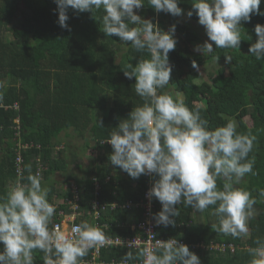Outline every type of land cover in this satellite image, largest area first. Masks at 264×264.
<instances>
[{"label":"trees","instance_id":"trees-1","mask_svg":"<svg viewBox=\"0 0 264 264\" xmlns=\"http://www.w3.org/2000/svg\"><path fill=\"white\" fill-rule=\"evenodd\" d=\"M191 2L180 0L178 4L185 17L191 10ZM144 4L134 10L143 19L157 23L164 31L173 24L176 26L177 44L168 54L171 78L159 91L175 101L182 100L192 111L199 110L209 130L235 121L237 132L255 137L249 153V158L255 159V175L248 173L234 184L250 192L256 200L254 208L259 214L249 219L248 236L232 237L217 231L213 227L219 223L214 214L217 205H210L203 212L178 205L176 224L163 225L157 237L182 240L201 264H249L251 256L247 249L257 247V239L264 240V195H261L264 190V61L249 55L248 49L257 39L254 26L264 25V16L251 15L250 22H241L239 48L221 49L213 43V53L199 54L188 46L199 39L194 25L182 24L170 14L155 12L147 0ZM56 9L54 0H0V197L6 196L9 186L17 180L29 183L27 176L36 174V157L46 165L40 174L42 184L53 173L64 171V153L70 149L63 139L72 137L70 133H73L84 140V153L94 156L98 164L96 168L91 167L92 178L84 177L78 185L79 209L86 219L87 212L92 213L93 182L97 180L98 199L106 205V210H100L98 227L109 236L124 237L129 230L122 224L132 213L134 219L141 218L143 210L110 209L109 204L139 202L149 182L157 177L149 174L133 179L124 172L121 178L111 176L104 183L107 177L104 167L109 164L112 148L102 141L133 108L144 103L134 91L135 79L126 78L123 70H128L129 64L135 66L140 60L150 59V53L146 49L137 51L130 42L124 44L116 36L105 35L102 10L80 13L69 9V30L58 25ZM260 10L264 11V0ZM189 19L199 24L195 14ZM130 27L137 25L130 24ZM216 56H220L218 61ZM224 56H231V62L225 63ZM213 61L219 64L214 74L208 80L195 82L200 75L198 69ZM205 99L207 104L203 102ZM246 116L251 126L245 123ZM19 143L27 147L19 148ZM18 153L22 160L20 172ZM224 183L225 179L218 177L217 189L223 190ZM54 187L50 185L47 197L55 207L49 226L60 220L58 210L68 212L66 199L72 197L68 190L61 193ZM153 205L154 214L158 213L161 204L154 197ZM200 216L204 217L205 225L198 220ZM103 223L112 227L105 230L101 227ZM216 244L224 249L217 248ZM127 252L135 257L130 264L142 258V248L109 247L100 251V259L120 261ZM32 255L33 264H43L41 250L34 249ZM88 257L89 252L79 259Z\"/></svg>","mask_w":264,"mask_h":264},{"label":"clouds","instance_id":"clouds-1","mask_svg":"<svg viewBox=\"0 0 264 264\" xmlns=\"http://www.w3.org/2000/svg\"><path fill=\"white\" fill-rule=\"evenodd\" d=\"M179 2L147 0L155 12L174 17L185 15ZM54 3L61 28L69 29V9L80 13L102 10L105 35L116 36L124 44L130 42L137 51L146 49L150 53V59L140 60L135 66L129 64L128 70H123L126 78L135 79L134 91L144 103L121 119L102 142L111 145L108 158L112 166L133 179L149 174L157 177L146 193L149 200L154 197L161 204V210L153 216L155 223L174 226L178 205L198 212L217 205L214 214L219 223L213 227L232 237L247 235V223L253 216L256 200L234 184L248 173L255 175V159L249 158L255 137L237 132L235 121L209 130L199 110L192 111L182 100L175 101L159 91L171 78L168 54L177 44L176 26L173 24L164 31L157 23L136 14L134 10L143 7L144 0H54ZM260 4L261 0H192L186 16L191 18L195 14L208 38L193 50L211 54L213 43L221 49L239 48L241 22H250L251 15L264 16ZM254 32L257 39L250 44L248 53L257 61H264V25L256 24ZM224 59L230 63L232 57ZM193 67H197L195 62ZM98 123L103 127L102 122ZM41 164L42 171L46 170V165L42 161ZM218 177L225 179L223 190L217 189ZM27 180V184L13 182L6 196L0 197L3 246L0 264H33L34 249L44 253L43 264H81L79 258L86 256L89 249L105 243L100 228L86 221L73 225L70 232L59 226L49 230L55 213V207L47 199L49 189L42 186L39 173L28 175ZM256 244L257 247L247 249L251 256L249 264H264V240L257 239ZM141 255L142 264H201L199 257L177 238L156 240ZM134 259L127 252L122 264Z\"/></svg>","mask_w":264,"mask_h":264},{"label":"built area","instance_id":"built-area-1","mask_svg":"<svg viewBox=\"0 0 264 264\" xmlns=\"http://www.w3.org/2000/svg\"><path fill=\"white\" fill-rule=\"evenodd\" d=\"M19 148H25L27 145H23L21 143L18 144ZM17 170L18 172L21 171V164L22 161L20 158V154H17ZM37 169L36 174L41 173L43 166L41 164V161L39 158L36 159ZM94 188H93V196L91 207H92V213L90 211L87 212L89 214L90 223L93 226L98 227V221L97 219L100 216V210L104 211L106 210V205L101 203L98 199L99 196V183L97 180L94 182ZM152 181L149 182L147 189L143 193V197L139 202H132V201H126L123 204H118L116 202H113L109 204L110 209H114L116 207H121L125 210H131L132 208L138 209L142 208L143 212L141 213V218H137L134 220L133 223H123V227L128 228L129 233L128 235L124 237L120 236H109L104 233L106 237V241L103 245L94 247L92 249H89V257L86 259H82L81 264H122V260L116 261L111 260L109 262H104L100 259V251L102 249H107L109 247H125L128 249H140L142 248V252L144 248L155 245L156 240L166 241L164 239H160L157 237V231L163 226V225H157L153 219L154 216V205H153V198L149 200L147 198L146 193L150 189ZM70 194L72 195L71 198L66 199V206L68 212L64 210H58L57 214L60 218L58 222L53 223L51 226H49V230H53L56 226H59L61 230H67L70 232V229L75 224H80L81 222L78 221V218L83 216L84 214L79 209V195H78V189L75 190L74 187H72L71 190H69ZM91 213V215H90ZM92 221V222H91ZM101 227H103L105 230H109L111 227L103 223L101 224ZM168 240V239H167ZM181 243L184 244L182 240H180ZM129 243H131V247L127 246ZM210 247H213L212 245ZM217 248L224 249V246L216 244ZM143 257L140 260H136L133 262V264H142ZM128 264H130L128 262Z\"/></svg>","mask_w":264,"mask_h":264},{"label":"crops","instance_id":"crops-1","mask_svg":"<svg viewBox=\"0 0 264 264\" xmlns=\"http://www.w3.org/2000/svg\"><path fill=\"white\" fill-rule=\"evenodd\" d=\"M70 136L72 137H66L64 139V142H67L68 148L70 150L76 151V153H71L70 150L67 153H64V171L62 172H55L53 173L47 180H45L42 184V186L47 187L49 189L50 185H55L54 188L63 191L65 193L66 190H71L72 187L78 189V185L83 182V178H92V169L91 167H97V161L94 156H87L86 153H83L85 151V142L83 139L74 136V134L70 133ZM89 136V135H88ZM63 137V135H62ZM90 137V136H89ZM91 140V139H88ZM65 144V143H64ZM63 145H60L61 147ZM89 159V162L91 161V165L89 167H86L84 165V161ZM36 161V160H35ZM105 171L103 173H107L104 178V183L109 181V177L111 176H119L120 178L124 175V171L120 170L117 167H114L110 164L104 167ZM79 191V190H78ZM61 192V193H63ZM64 195V194H60ZM128 201V200H127ZM130 201V200H129ZM134 213L130 214L129 219L126 223H133L134 222ZM78 220L81 222L83 220L90 223V218L88 217L86 219V216L83 215L78 218Z\"/></svg>","mask_w":264,"mask_h":264},{"label":"rangeland","instance_id":"rangeland-1","mask_svg":"<svg viewBox=\"0 0 264 264\" xmlns=\"http://www.w3.org/2000/svg\"><path fill=\"white\" fill-rule=\"evenodd\" d=\"M175 18L177 20H180V22L182 24H185V25L192 24L196 28V31L199 35V39L197 41H195L194 43L188 44V46L191 47L192 50L194 49L195 45L202 44L205 40L208 39L203 26H201L200 24L192 23L191 20L188 17H185L184 15H181V16L175 17ZM218 66H219V64L217 62H214V61L205 63L200 69H198L200 75H199V77H197L195 79V82L200 83L203 80H208L209 76L214 74V71L218 68ZM207 101L208 100L205 99L203 102L205 104H207ZM244 121L248 126H251V120L248 116L244 117ZM63 136H66V135L64 134ZM64 139H66V137H64ZM64 139H63V141H64ZM61 145H63V144H61ZM84 165H86V167H89L91 165V161L89 162V159L87 158V160L84 161ZM257 214H259L257 212V208H254L253 216H256ZM198 220H201L202 224H204V225L206 224L204 217L200 216ZM248 231H249V229H248ZM246 236H248V234Z\"/></svg>","mask_w":264,"mask_h":264}]
</instances>
